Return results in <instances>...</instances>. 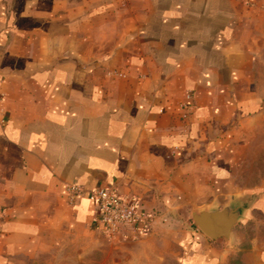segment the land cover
Listing matches in <instances>:
<instances>
[{
  "label": "crops",
  "instance_id": "1",
  "mask_svg": "<svg viewBox=\"0 0 264 264\" xmlns=\"http://www.w3.org/2000/svg\"><path fill=\"white\" fill-rule=\"evenodd\" d=\"M262 52L264 0H0V264L101 231L87 190L109 184L174 264H229L240 230L179 216L218 208L231 132L264 104ZM241 255L264 264V239Z\"/></svg>",
  "mask_w": 264,
  "mask_h": 264
},
{
  "label": "rangeland",
  "instance_id": "2",
  "mask_svg": "<svg viewBox=\"0 0 264 264\" xmlns=\"http://www.w3.org/2000/svg\"><path fill=\"white\" fill-rule=\"evenodd\" d=\"M260 62L264 81V52ZM230 137L229 161L225 165L229 178L224 182L225 194L221 195L218 208L227 204L250 207L253 217L233 225L245 235V240L233 248L229 263L247 264L241 254L250 247V239H264V104L260 112L235 124ZM199 208L202 207L192 211ZM192 211H182L179 217L188 221L190 216L192 220ZM172 247L146 239L140 232L117 239L102 231L82 230L75 234L66 232L49 251L24 264H174Z\"/></svg>",
  "mask_w": 264,
  "mask_h": 264
},
{
  "label": "built area",
  "instance_id": "3",
  "mask_svg": "<svg viewBox=\"0 0 264 264\" xmlns=\"http://www.w3.org/2000/svg\"><path fill=\"white\" fill-rule=\"evenodd\" d=\"M66 192L74 200L83 191L79 184L69 183ZM87 195L94 204L96 220L105 234L124 239L144 229L148 215L137 199L123 195L115 185L93 186L87 190Z\"/></svg>",
  "mask_w": 264,
  "mask_h": 264
},
{
  "label": "water",
  "instance_id": "4",
  "mask_svg": "<svg viewBox=\"0 0 264 264\" xmlns=\"http://www.w3.org/2000/svg\"><path fill=\"white\" fill-rule=\"evenodd\" d=\"M238 208L227 204L220 208H199L191 213L196 226L211 238H228L232 226L237 222Z\"/></svg>",
  "mask_w": 264,
  "mask_h": 264
}]
</instances>
